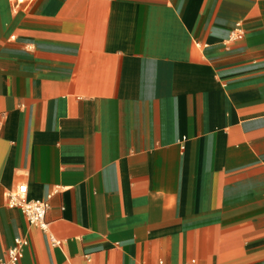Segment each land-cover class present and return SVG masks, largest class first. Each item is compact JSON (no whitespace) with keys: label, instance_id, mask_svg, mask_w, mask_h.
Returning <instances> with one entry per match:
<instances>
[{"label":"crops","instance_id":"crops-1","mask_svg":"<svg viewBox=\"0 0 264 264\" xmlns=\"http://www.w3.org/2000/svg\"><path fill=\"white\" fill-rule=\"evenodd\" d=\"M16 239L18 264H264V0H0V264Z\"/></svg>","mask_w":264,"mask_h":264},{"label":"built area","instance_id":"built-area-1","mask_svg":"<svg viewBox=\"0 0 264 264\" xmlns=\"http://www.w3.org/2000/svg\"><path fill=\"white\" fill-rule=\"evenodd\" d=\"M12 8L18 10L26 8L36 0H10ZM230 37L235 40H240L243 37L242 30L239 25H236L230 33ZM52 194L44 199H27V186L21 184L8 195V206L17 208L25 217L27 223L41 231L47 229L46 216L50 207V198ZM27 242L23 239H16L14 246L8 252V261L5 264H18L23 256V249ZM163 264V263H159Z\"/></svg>","mask_w":264,"mask_h":264}]
</instances>
